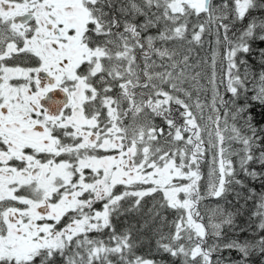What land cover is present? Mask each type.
<instances>
[{
  "label": "snow or ice",
  "instance_id": "6c2138e0",
  "mask_svg": "<svg viewBox=\"0 0 264 264\" xmlns=\"http://www.w3.org/2000/svg\"><path fill=\"white\" fill-rule=\"evenodd\" d=\"M0 264H264V0H0Z\"/></svg>",
  "mask_w": 264,
  "mask_h": 264
}]
</instances>
